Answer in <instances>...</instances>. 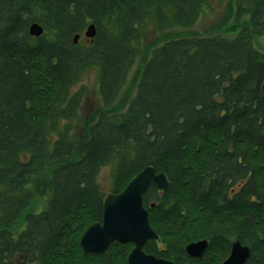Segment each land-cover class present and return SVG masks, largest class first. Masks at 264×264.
Listing matches in <instances>:
<instances>
[{
  "label": "trees",
  "instance_id": "trees-1",
  "mask_svg": "<svg viewBox=\"0 0 264 264\" xmlns=\"http://www.w3.org/2000/svg\"><path fill=\"white\" fill-rule=\"evenodd\" d=\"M207 2L0 0V264H127L129 243L96 256L79 246L101 222L107 165L111 195L147 166L167 178V191L142 197L158 236L145 253L220 264L239 240L245 264H264V53L252 41L264 37V0H235V20L248 21L231 38L155 47L123 113H101L86 139L73 136L83 74L96 71L111 108L147 25L190 29ZM32 21L42 37H29ZM89 25L95 38L85 40ZM205 239L202 259H189L185 245Z\"/></svg>",
  "mask_w": 264,
  "mask_h": 264
},
{
  "label": "water",
  "instance_id": "water-1",
  "mask_svg": "<svg viewBox=\"0 0 264 264\" xmlns=\"http://www.w3.org/2000/svg\"><path fill=\"white\" fill-rule=\"evenodd\" d=\"M32 33L40 36L43 32L36 23L31 26ZM95 27L89 25L83 33L86 39H94ZM79 35L74 36L73 43L79 40ZM264 95V82L262 87ZM153 186L158 191H167L168 182L162 173L147 166L136 174L125 190L115 195L105 197L102 207L101 222L89 226L83 233L79 246L82 254H103L112 243L122 245L131 244L133 247L127 257V264H175L164 258H157L153 254L144 252V247L150 240L157 241L156 233L151 229L148 221V211L142 205V197L149 187ZM153 207V205H151ZM209 245L208 240H198L185 247V252L191 260H200ZM251 251L243 246L240 241H233L228 257L220 264H245Z\"/></svg>",
  "mask_w": 264,
  "mask_h": 264
},
{
  "label": "rangeland",
  "instance_id": "rangeland-1",
  "mask_svg": "<svg viewBox=\"0 0 264 264\" xmlns=\"http://www.w3.org/2000/svg\"><path fill=\"white\" fill-rule=\"evenodd\" d=\"M234 3L235 0H208L204 12L197 19L195 26L190 29L174 28L172 30L156 31L153 26L148 24L138 42L140 50L132 70L111 108L105 109L103 107L97 91V73L95 70L89 69L73 89V92L81 93L80 105L76 111L77 115L72 121V125L75 126L73 136L79 141L86 139L87 129L101 113H123L136 93V86L143 65L150 58L153 49L160 46L164 41L180 37L185 38L186 36H202L205 38L218 35L226 38L235 36L240 26L246 25L248 20L244 16L240 17L239 21L235 20ZM252 41L256 50L263 54L264 37H254ZM112 168L110 165L104 166L97 176L99 187L107 196L112 191ZM33 207L34 204L31 209Z\"/></svg>",
  "mask_w": 264,
  "mask_h": 264
},
{
  "label": "bare ground",
  "instance_id": "bare-ground-1",
  "mask_svg": "<svg viewBox=\"0 0 264 264\" xmlns=\"http://www.w3.org/2000/svg\"><path fill=\"white\" fill-rule=\"evenodd\" d=\"M33 23H34V22L32 21V22L27 26V28H26L29 37H31V38H32V37H33V38H40V37H42L43 34H44V32H45V30L42 28L43 32L41 33V35L38 36V37L35 36V34L32 33V29H31V26L33 25ZM38 26H39V25H38ZM39 27H40V26H39ZM40 28H41V27H40ZM85 40H90V39H88V38L86 39V38H85ZM78 42H79V40H78ZM78 42H77V43H78ZM77 43H76V44H77ZM73 44H74V43H73ZM76 44H74V45H76ZM262 87H263V85H262ZM153 169H154V168H153ZM142 170H143V169H142ZM142 170H140L138 173H140ZM154 170H155V169H154ZM138 173H137V174H138ZM155 173L158 174V173L156 172V170H155ZM134 178H135V177H134ZM125 188H126V187H125ZM125 188H124V190H125ZM103 201H104V200H103ZM154 232H155V231H154ZM156 235H157V234H156ZM157 237H158V236H157ZM79 242H80V241H79ZM149 242H150V241H149ZM116 244H117V243H116ZM189 244H192V243L189 242L188 244L185 245V247L188 246ZM111 245H112V244H111ZM111 245H110V246H111ZM230 246H231V244H230ZM185 247H184V249H183V252H185ZM80 248H81V246H80ZM108 248H109V247H108ZM108 248H107V249H108ZM81 250H82V249H81ZM229 250H230V248H229ZM106 251H107V250H106ZM106 251H105V252H106ZM105 252H104V253H105ZM96 255H97V254H96ZM96 255H94V256H96ZM185 255L188 256L187 252H185ZM157 258H158V257H157Z\"/></svg>",
  "mask_w": 264,
  "mask_h": 264
}]
</instances>
